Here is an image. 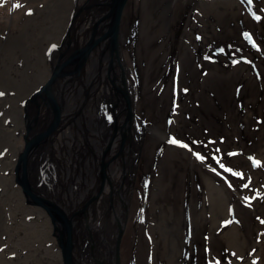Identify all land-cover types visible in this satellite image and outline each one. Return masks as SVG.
I'll return each mask as SVG.
<instances>
[{"label":"rangeland","instance_id":"rangeland-1","mask_svg":"<svg viewBox=\"0 0 264 264\" xmlns=\"http://www.w3.org/2000/svg\"><path fill=\"white\" fill-rule=\"evenodd\" d=\"M59 2L0 0V29L18 32L34 10L46 11L53 21ZM171 2L166 24L156 0H128L122 14L134 108L146 127L132 167L136 179L130 184L122 264H169L152 226L153 203L167 206L197 195L204 196L207 220L191 229L182 264H264V0ZM209 177L225 186L227 202L226 194L219 203L212 199ZM4 186L0 176L6 198ZM13 213L0 242V264H49L43 240L19 225L24 216Z\"/></svg>","mask_w":264,"mask_h":264},{"label":"bare ground","instance_id":"bare-ground-1","mask_svg":"<svg viewBox=\"0 0 264 264\" xmlns=\"http://www.w3.org/2000/svg\"><path fill=\"white\" fill-rule=\"evenodd\" d=\"M88 1L60 0L59 16L53 21L47 17L46 11L34 10L29 15V23L22 19L18 32L11 33L4 27L0 29V176L7 196L3 198V193L0 195V242L9 227L10 213L15 212L13 215H16L19 212L24 216L19 225L32 229L35 237L43 240L41 248L45 249L46 260L51 264H65L54 234V221L47 209L28 200L17 179L20 159L27 147V142L20 144L19 139L20 135L29 134L27 123H31V135L35 137L44 133L57 114L61 125L43 146L34 151L29 163L32 186L52 194L59 206L69 210L67 214L74 201L78 200L79 204L87 193L98 194L89 210L90 235L84 230L76 239V250L84 258V264H112V248L129 203L132 167L146 129L138 115L132 117L128 131L120 128L125 102L120 100L116 104L111 96V84L105 82L108 72V65L104 62L107 58L106 41H100L89 51L79 78H71L68 70V75L54 78L56 66L79 55L76 51L89 40L87 27L101 11L96 5L82 12ZM171 1L156 0L162 24H166ZM121 27L122 18L120 32ZM116 73L120 75L118 68ZM47 86L58 106H49L44 101L47 93L44 88ZM84 86L89 94L86 100L83 99L86 96L79 97L85 92ZM132 99L134 108L133 95ZM70 116L74 117L71 122ZM83 132L87 137L80 134ZM87 151L90 156L86 155ZM104 173L107 179H104ZM207 182L212 199L216 198L219 203L223 198L221 194H226L225 186L211 177ZM215 185L219 195L214 191ZM67 197L68 201L64 203ZM203 197L197 195L167 206L157 201L153 203L155 215L152 226L161 237L169 264L183 263L191 229L206 219L202 209ZM225 198L227 202L228 195ZM12 204L14 208L7 207ZM90 242L97 247V253L102 254L100 263L89 259L87 249ZM1 251L5 254L3 249Z\"/></svg>","mask_w":264,"mask_h":264},{"label":"water","instance_id":"water-1","mask_svg":"<svg viewBox=\"0 0 264 264\" xmlns=\"http://www.w3.org/2000/svg\"><path fill=\"white\" fill-rule=\"evenodd\" d=\"M127 0H89L88 3L82 8V12L86 11L87 8L91 6H98L100 8V13L97 14V17L94 21H91L89 26L87 27L89 33V40L86 42L84 47L78 49L76 54L77 56H73L69 60H65L64 62L59 63L54 70V78L62 77L65 75H71V78H76L81 76L83 72V67L85 64V58L87 57L89 51L95 47L100 41H106L105 51H106V60L104 61L106 66L108 65L107 78L105 80L106 83H110L112 90L111 96L114 98V102L117 104L120 100L125 102L124 105V120L120 125V128L129 130V125L136 114L135 109L133 108V99H132V91L134 84L132 83L130 77L131 74L128 72V65L124 58V51L121 44V18L122 12L124 9V3ZM108 4V5H107ZM103 25V26H102ZM69 68V69H67ZM116 68L120 70V75L116 73ZM68 70V73H66ZM76 71V72H74ZM80 71V72H79ZM84 93H80V99L83 96V99H87L88 88L84 86ZM47 87L44 88V91L47 92L44 101L50 106V104L58 106L56 99L53 98L52 92ZM112 102V101H111ZM62 107V106H59ZM79 110L78 108H76ZM74 113V112H73ZM74 117L70 116L69 122L73 121ZM29 134L24 137L27 147L22 157L20 159L19 164V173H18V182L22 185L24 192L27 195L29 201L35 204H39L47 209L48 214L51 215L54 224L55 231L54 234L56 239H58V246L62 252L63 261L65 264H84L83 257L81 254H78L76 250V239L79 235L83 234V231L86 230L87 234L90 235V222H89V210L92 205L95 203L98 194L87 193L82 202L78 204V200L72 203L73 208H71L70 212L67 214L66 212L69 210H65L62 206L57 204V200L54 198L52 194L45 193L41 189L38 191L29 181V163L33 159L32 156L35 154L34 151L39 146H43L50 137V134L57 131L58 126L60 125L59 116L54 117L53 122H50L46 127L44 133L34 136L31 135V123H27ZM127 126V127H126ZM81 128H83L80 125ZM81 132V131H80ZM123 132V130H122ZM84 133V134H83ZM80 133L83 137H87L86 132ZM125 133V132H124ZM88 143V141L86 140ZM89 151V149H88ZM87 151L86 155H91ZM22 165V166H21ZM103 173V170H102ZM107 175L104 173V179H107ZM136 179V170L134 173V177L132 180V184L134 187V182ZM41 187V186H39ZM132 187V193H133ZM97 191V190H95ZM52 195V196H51ZM68 201V197L65 199L64 203ZM75 202H77L75 204ZM107 202V201H106ZM125 209V218L122 224H119L118 232L115 238L114 247L112 248V252L114 253L112 264H122L121 261V242L122 237L126 229L127 221H128V207L130 201H128ZM89 254V259L97 260L100 263L102 258L101 252L97 253V247L90 242L89 248L87 249ZM105 260V257L103 258Z\"/></svg>","mask_w":264,"mask_h":264},{"label":"snow or ice","instance_id":"snow-or-ice-1","mask_svg":"<svg viewBox=\"0 0 264 264\" xmlns=\"http://www.w3.org/2000/svg\"><path fill=\"white\" fill-rule=\"evenodd\" d=\"M16 6H19V5H16ZM28 11L31 12L32 10L29 9ZM256 19H260V17L257 16ZM175 143H177V144H182V142L179 141V140H176ZM183 146H184V147H188L187 144H183ZM216 151L218 152L219 149H217ZM194 154H195L199 159H201V160H204V159H205V157H204L203 155H201L200 152H196V153H194ZM230 154H231V153H230ZM215 158L217 159V162L219 163V162H220V157L217 156V157H215ZM255 163H259V161H255ZM220 168H222V169H226L228 172H234V174H235L236 176H242V175H243L241 172L235 171L234 169H232V168H230V167H227L224 163H220ZM214 170H215V169H214ZM242 186H244V185L242 184Z\"/></svg>","mask_w":264,"mask_h":264}]
</instances>
